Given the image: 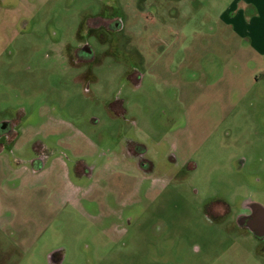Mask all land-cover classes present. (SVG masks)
Returning <instances> with one entry per match:
<instances>
[{
    "label": "rangeland",
    "instance_id": "obj_1",
    "mask_svg": "<svg viewBox=\"0 0 264 264\" xmlns=\"http://www.w3.org/2000/svg\"><path fill=\"white\" fill-rule=\"evenodd\" d=\"M231 2L0 0V264H264V56Z\"/></svg>",
    "mask_w": 264,
    "mask_h": 264
},
{
    "label": "crops",
    "instance_id": "obj_2",
    "mask_svg": "<svg viewBox=\"0 0 264 264\" xmlns=\"http://www.w3.org/2000/svg\"><path fill=\"white\" fill-rule=\"evenodd\" d=\"M232 12L235 15L227 16ZM221 17L237 36L248 38L252 49L264 56V0H232Z\"/></svg>",
    "mask_w": 264,
    "mask_h": 264
},
{
    "label": "water",
    "instance_id": "obj_3",
    "mask_svg": "<svg viewBox=\"0 0 264 264\" xmlns=\"http://www.w3.org/2000/svg\"><path fill=\"white\" fill-rule=\"evenodd\" d=\"M251 218H243L242 223H247L250 229L258 236H264V207L254 204Z\"/></svg>",
    "mask_w": 264,
    "mask_h": 264
},
{
    "label": "flooded vegetation",
    "instance_id": "obj_4",
    "mask_svg": "<svg viewBox=\"0 0 264 264\" xmlns=\"http://www.w3.org/2000/svg\"><path fill=\"white\" fill-rule=\"evenodd\" d=\"M80 50H81V54H80V56H82V57H84L85 58V60L89 57V56H91L90 54L92 53V50L87 46V45H83V46H81V48H79ZM78 50V49H77ZM9 132H11L10 131V128H9V125H8V123L7 122H3L2 124H0V134L1 135H3V134H7V133H9ZM255 204V203H254ZM254 204H251V206H249L248 205V207H247V210H248V212L247 213H245V214H243V215H241V217H240V224L241 225H243V226H247L249 229H250V227L247 225V223H242V219L243 218H247V221H248V219L249 218H251V216L253 215V205ZM224 209H225V211H227V206H224ZM211 213V210H209V214ZM255 234V233H254ZM256 236H258V235H256ZM258 237H260V236H258ZM260 238H264V236H262V237H260Z\"/></svg>",
    "mask_w": 264,
    "mask_h": 264
}]
</instances>
